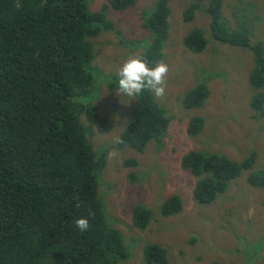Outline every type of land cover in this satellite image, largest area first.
<instances>
[{"label": "trees", "instance_id": "1", "mask_svg": "<svg viewBox=\"0 0 264 264\" xmlns=\"http://www.w3.org/2000/svg\"><path fill=\"white\" fill-rule=\"evenodd\" d=\"M170 1L156 0L141 15L150 39L139 56L150 66L164 58ZM192 1L184 22L193 21L202 3L208 2L213 38L254 54L255 66L248 78L253 91L250 106L264 118V45L251 44L245 14L234 24L223 13L224 0ZM109 4L126 11L136 0ZM108 8L91 12L89 0H0V264H120L130 258L123 235L108 221L99 193L110 150L92 142L94 133L109 134L113 125L97 105L86 101L95 82L92 69L97 54L92 40L103 31L116 32ZM183 44L194 54L208 47L200 29L188 33ZM118 79L112 78L110 90L116 89ZM209 97L208 85L201 83L185 94L182 105L200 109ZM136 106L119 138L123 142L114 147L143 154L149 143L167 134L170 119L149 90L137 97ZM205 124L202 117L192 118L188 134L198 136ZM257 159L256 151L241 162L191 151L182 158L181 167L196 179L195 203L207 206L225 194L243 171L252 170ZM124 164L135 168L139 163L130 158ZM130 180L135 182L133 174ZM248 183L264 188V172L250 175ZM182 211L179 195L170 196L159 209L163 218ZM155 214L145 204H136L133 227L145 231ZM84 217L90 227L81 232L75 220ZM144 264H169L166 249L148 245Z\"/></svg>", "mask_w": 264, "mask_h": 264}, {"label": "rangeland", "instance_id": "2", "mask_svg": "<svg viewBox=\"0 0 264 264\" xmlns=\"http://www.w3.org/2000/svg\"><path fill=\"white\" fill-rule=\"evenodd\" d=\"M109 2L89 0L91 12L109 5L108 19L116 32L103 31L92 40L97 54L92 69L95 82L86 101L97 105L113 125L109 134L94 133L93 144L98 148L107 145L119 153L108 159L99 193L110 225L123 235L130 251V258L120 264H144V251L151 244L166 249L169 264H264V188L248 183L250 175L264 172V118L257 117L250 106L253 91L248 78L255 66L254 54L213 38L208 2L186 23L183 16L193 1L171 0L169 38L162 60L170 70L165 96L155 97L170 119L167 134L149 143L143 154L130 148L119 151L114 146L137 107V98L119 94L118 85L110 90L109 85L130 56H139L148 47L150 35L141 15L152 9L156 0H136L126 11L114 10ZM223 13L234 24L244 13L251 44L264 45V0H224ZM195 29L202 30L208 41L201 54L192 53L183 44L184 37ZM136 42L141 43L137 48ZM201 83L208 85L209 99L200 109H185L183 97ZM194 117H202L206 124L198 136L191 137L187 129ZM191 151L216 153L236 162L256 151L258 159L252 170L243 171L229 183L225 194L201 206L193 199L195 177L181 167L182 158ZM130 158L138 161L137 167L124 164ZM172 195L182 198L183 211L163 218L160 205ZM138 203L156 213L145 231L132 225L133 208Z\"/></svg>", "mask_w": 264, "mask_h": 264}, {"label": "clouds", "instance_id": "3", "mask_svg": "<svg viewBox=\"0 0 264 264\" xmlns=\"http://www.w3.org/2000/svg\"><path fill=\"white\" fill-rule=\"evenodd\" d=\"M169 70V65L165 62L161 61L150 66V62L145 58L130 56L118 70V93L135 99L143 91L149 90L157 99L163 98L166 94ZM116 142L122 143L123 141L117 140ZM118 155L116 150H112L108 152L107 158L112 160ZM90 215L94 213L90 211ZM75 226L84 232L89 229L90 221L87 217L78 218L75 220Z\"/></svg>", "mask_w": 264, "mask_h": 264}]
</instances>
